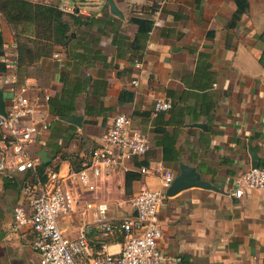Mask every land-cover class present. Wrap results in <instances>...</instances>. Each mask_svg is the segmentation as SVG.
I'll return each instance as SVG.
<instances>
[{
    "label": "crops",
    "instance_id": "crops-1",
    "mask_svg": "<svg viewBox=\"0 0 264 264\" xmlns=\"http://www.w3.org/2000/svg\"><path fill=\"white\" fill-rule=\"evenodd\" d=\"M29 1L76 7L84 18L67 53L57 46L52 54L58 60H41L28 78L18 77L29 85L30 99L49 123L29 145L30 156L61 171L77 168L88 149L102 144L117 114L127 115L148 142L144 156L125 167L110 168L98 178L90 175L93 191L74 186L76 211L70 220L58 219L63 235L73 238L85 224L91 251L108 245L117 251L121 237L101 239L93 229L95 213L84 205H105V219L120 223L134 215L131 202L140 191L162 190L161 176L170 173L173 180L179 165H186L210 188L190 187L171 196L163 190L157 212L160 252L171 264H264V192L229 196L235 177L264 163V39H258L264 30L263 4L252 7L248 0L246 14L230 29L232 0H164L158 26L146 33V25L138 29L134 21H151L146 8L154 0H111L121 18L109 13L107 2L103 10L96 2ZM0 33L5 102L9 94L2 79L12 70L4 60L16 59V49L1 18ZM157 99L168 101L170 109L154 113ZM49 100L63 105L65 113L70 109L68 116L80 117L81 126L50 115ZM71 158H76L73 166ZM139 167L148 174H139ZM22 179L7 181L0 174V264L37 260L28 242L11 231L13 208L28 205ZM78 216L83 217L80 225Z\"/></svg>",
    "mask_w": 264,
    "mask_h": 264
},
{
    "label": "built area",
    "instance_id": "built-area-1",
    "mask_svg": "<svg viewBox=\"0 0 264 264\" xmlns=\"http://www.w3.org/2000/svg\"><path fill=\"white\" fill-rule=\"evenodd\" d=\"M153 2L157 8L151 15V28L158 26L157 18L164 0ZM57 9L65 13L72 11L63 4ZM52 58L58 60L59 55L52 54ZM133 63L135 68L140 67L137 61ZM4 67L12 71L2 79L9 96L0 116V174L7 181H13L17 175L23 176L22 191L28 197V205L13 208L11 231L19 233L28 242L37 256L35 264H171V259L160 252L157 244L161 237L157 212L165 199L163 190L171 184L170 173H164L160 178L162 190L140 191L131 202L134 215L120 223L105 219V205H84V209L94 211L93 229L101 239L113 235L121 237L117 251H113L111 245L91 251L86 237L89 229L85 224L75 237L63 235L57 219L70 220L74 215L78 205L74 186L93 191L90 175L98 178L110 168L125 167V163L144 156L148 150L147 139L131 127L127 115L117 114L103 136L102 144L88 149L80 157L77 169L67 167L61 171L47 165L41 178L37 177L35 168L38 162L30 156L28 147L36 136L46 131L49 123L42 109L30 99V87L26 81L17 82L14 74L16 59L4 60ZM130 85L136 87L137 83L131 81ZM43 100H48L46 94ZM170 107L168 101L157 99L153 103V112L164 113ZM28 171L34 174V182L24 178ZM138 173L147 175L148 171L139 167ZM233 183L230 197L241 198L245 191L264 192V163L235 177Z\"/></svg>",
    "mask_w": 264,
    "mask_h": 264
},
{
    "label": "trees",
    "instance_id": "trees-1",
    "mask_svg": "<svg viewBox=\"0 0 264 264\" xmlns=\"http://www.w3.org/2000/svg\"><path fill=\"white\" fill-rule=\"evenodd\" d=\"M232 1L235 10L227 22V27L230 29L237 25L241 16L248 10V0ZM156 8V4L152 1L146 8L147 14L151 16ZM0 18L9 28L15 43L16 68L19 69L16 79L20 84L23 82H19L18 77L28 78L32 72L30 70L35 68L41 60L51 58L55 47L58 46L67 53L69 45L84 22V18L78 14L76 7L70 13H65L59 11L54 5L33 3L29 0H0ZM134 23L139 25L138 29L146 25V33L152 25L150 20H135ZM258 39H264V30ZM1 41L0 33V43ZM62 107L63 105L55 106L51 100L48 101V112L53 117H65L72 112L69 109V113H65L61 110ZM70 160V165L73 166L76 158ZM48 164L49 162H46L36 166L35 175L41 178ZM127 176L128 173L125 179ZM24 178L29 179L30 182L35 181L34 174L29 171ZM126 182L125 187L127 188Z\"/></svg>",
    "mask_w": 264,
    "mask_h": 264
},
{
    "label": "water",
    "instance_id": "water-1",
    "mask_svg": "<svg viewBox=\"0 0 264 264\" xmlns=\"http://www.w3.org/2000/svg\"><path fill=\"white\" fill-rule=\"evenodd\" d=\"M108 11L112 16L121 18L120 12L115 7L114 3L111 0L107 1ZM262 84L264 85V78L262 80ZM3 106L4 101L2 99L0 93V116L3 115ZM59 120L64 121L66 123L72 124L76 127H80L81 118L77 116H68V117H60ZM252 156V154H250ZM252 160H254V156H252ZM255 165H252L251 168H255ZM190 187H200V188H210L209 185L199 178V176L194 172V170L186 165H179L178 167V175L172 180L170 186L166 189L165 195L171 196L177 193L180 190L190 188Z\"/></svg>",
    "mask_w": 264,
    "mask_h": 264
},
{
    "label": "rangeland",
    "instance_id": "rangeland-1",
    "mask_svg": "<svg viewBox=\"0 0 264 264\" xmlns=\"http://www.w3.org/2000/svg\"><path fill=\"white\" fill-rule=\"evenodd\" d=\"M43 1V0H42ZM49 3H53L54 1L53 0H47ZM61 1H63V2H65L66 4H68V5H71L72 4V2H71V0H61ZM108 0H79L78 2H81V3H94V2H96L99 6H100V8H102L103 10H105V8H106V2H107ZM117 1V3L118 4H120L121 3V1L122 0H116ZM124 1V0H123ZM250 3H251V5H252V7H258V5H260V4H263V9L261 10V12L263 11L264 12V0H250ZM43 4V3H42ZM80 7H85V6H80ZM88 7V6H87ZM73 8V7H72ZM71 8V9H72ZM74 9V8H73ZM72 9V10H73ZM82 218L83 217H77V221H78V225H80L81 223L80 222H82L83 220H82ZM58 220V219H57ZM34 259V258H33ZM32 259V260H33Z\"/></svg>",
    "mask_w": 264,
    "mask_h": 264
}]
</instances>
